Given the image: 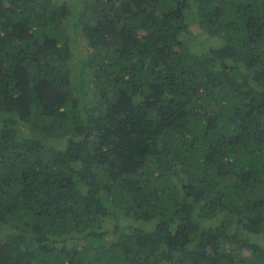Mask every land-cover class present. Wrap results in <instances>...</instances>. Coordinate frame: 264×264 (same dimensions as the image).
Returning <instances> with one entry per match:
<instances>
[{
	"label": "trees",
	"instance_id": "16d2710c",
	"mask_svg": "<svg viewBox=\"0 0 264 264\" xmlns=\"http://www.w3.org/2000/svg\"><path fill=\"white\" fill-rule=\"evenodd\" d=\"M257 236L264 0H0V264H264Z\"/></svg>",
	"mask_w": 264,
	"mask_h": 264
},
{
	"label": "rangeland",
	"instance_id": "374dc122",
	"mask_svg": "<svg viewBox=\"0 0 264 264\" xmlns=\"http://www.w3.org/2000/svg\"><path fill=\"white\" fill-rule=\"evenodd\" d=\"M67 1H69L74 6H77L78 9L82 8L83 7V3L85 2V0H67ZM193 32L196 33V32H198V30H193ZM73 36H74V38H76V34H73ZM203 37H204L203 35L197 36V38H203ZM72 45H73V49H74V52H75L74 59L72 60V62L74 63L75 72L78 73L79 69L81 68V61L83 59H85V60L87 59V52H86L85 46H83L82 42L76 43L74 41L72 43ZM90 68H92V67L90 66ZM83 69L86 70V69H89V68L88 67H84ZM90 71H91V69L89 70V74L87 76H85V84H88V83L91 84V79L93 78V76H92V74H90ZM90 89H88V90L86 89L87 92ZM113 223H114V221L110 220L107 223L106 228H108V229L111 228ZM119 223H120L121 226H125L128 222H127L126 219L122 218V219L119 220ZM257 239H258V242L260 244L262 243L264 245V242L262 241V239L260 237L257 236Z\"/></svg>",
	"mask_w": 264,
	"mask_h": 264
}]
</instances>
